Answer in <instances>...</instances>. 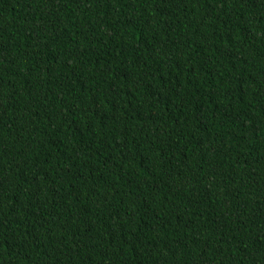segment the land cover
<instances>
[{
	"label": "trees",
	"instance_id": "1",
	"mask_svg": "<svg viewBox=\"0 0 264 264\" xmlns=\"http://www.w3.org/2000/svg\"><path fill=\"white\" fill-rule=\"evenodd\" d=\"M0 264H264V0H0Z\"/></svg>",
	"mask_w": 264,
	"mask_h": 264
}]
</instances>
